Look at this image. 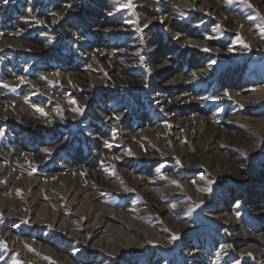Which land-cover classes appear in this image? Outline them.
<instances>
[{
  "label": "rangeland",
  "instance_id": "1",
  "mask_svg": "<svg viewBox=\"0 0 264 264\" xmlns=\"http://www.w3.org/2000/svg\"><path fill=\"white\" fill-rule=\"evenodd\" d=\"M128 2H0V264H68L64 257L73 264H264V146L252 152L257 146L242 139L248 129L235 120L227 137L208 129H220L241 108L264 119L262 97L246 98L243 107L237 98L264 85V0H249L253 7L242 0H131L134 8L117 11ZM225 90L232 99L221 96ZM146 125L154 137L137 139ZM255 131L264 143V123ZM128 165L143 177L157 167L165 177L156 176V185L182 172L192 186L170 192L175 207L149 201L144 181L137 183ZM209 180L212 191H201ZM92 194L90 206L99 212L94 230L86 226L89 207L74 212ZM238 200L242 215L229 231L212 215L236 211ZM141 202L150 208L137 209ZM161 206L173 209L171 219ZM37 209L56 212L53 223ZM62 211L71 233L58 229ZM141 222L165 241L138 229ZM113 224L128 226L144 250L119 244ZM174 232L179 239L169 243ZM249 235L256 247L244 252ZM32 241L41 247L35 250ZM229 242L223 257L220 246Z\"/></svg>",
  "mask_w": 264,
  "mask_h": 264
},
{
  "label": "bare ground",
  "instance_id": "2",
  "mask_svg": "<svg viewBox=\"0 0 264 264\" xmlns=\"http://www.w3.org/2000/svg\"><path fill=\"white\" fill-rule=\"evenodd\" d=\"M185 4V3H184ZM204 5V4H203ZM204 8V6H202V5H200V10L201 9H203ZM169 21V20H168ZM162 59H164V60H166V61H163V62H165V64H167V61L170 59V57L169 56H167V55H163L162 56ZM169 62V61H168ZM176 74H178L177 72H176ZM175 74V75H176ZM234 91V90H233ZM222 95H224V93L223 94H221V96ZM257 95V96H256ZM260 97H262L261 99H263L264 100V85H259V87L257 88V90H255V89H253L252 91H251V94L250 95H247V96H241L240 97V93H239V95L237 96V98L239 99V100H242V104L241 105H245L246 103H244V100H246V98H248L249 99V97L251 98V97H253L255 100L256 99H259V96ZM233 103H234V101H233ZM237 105H234L233 107H236ZM258 113V112H257ZM234 114H236L235 116H233ZM200 119H202V117H199V120ZM189 118H185L184 119V123H185V125L187 124V122H189ZM232 120H235V121H238V122H240V124L239 125H241L244 129H248V130H246L244 133H242V139H243V143H245V142H248V144H250L251 145V147L253 148V146L254 145H256L257 147L256 148H253V149H250L252 152L253 151H260L259 150V146L261 145V146H264V143L263 142H261V141H259V131H255V125H257V126H259V124L261 125V122H263L264 123V119H262V120H260V119H257L256 118V116H252V114L251 113H246V112H244V109L243 108H241V109H239L238 111H230L229 113H228V116L226 117V120L223 122V124H225V125H222V127H220V129H218V130H215V129H212L213 127H211V126H209L208 125V129L211 131V132H216V131H218L217 133L219 134H221L222 136H225V137H227L228 135H231L230 133H232V132H229L230 130L229 129H232L233 127H231L230 126V122L229 121H232ZM233 123L234 122H232V125H233ZM181 124H182V122L181 123H178L177 125L179 126V127H181ZM141 126V125H140ZM237 126V125H236ZM178 127V128H179ZM262 127V126H261ZM140 128V127H139ZM222 128V129H221ZM257 128V127H256ZM227 129V130H226ZM178 132H179V129H178ZM178 132H177V134H178ZM235 133V132H234ZM176 134V135H177ZM145 135H148V137H154L153 136V129H150L149 128V126H148V128H147V125H146V127L145 128H142V129H138V131H137V133H136V135H135V137H137V139H141L142 138V136H145ZM133 135L131 134V132H129L128 134H125V137H126V139L129 141L130 139H131V137H132ZM216 136H219V135H216ZM234 137V136H233ZM222 138V137H221ZM200 139V138H199ZM216 139V138H215ZM199 141V140H198ZM226 141V140H225ZM181 142H182V139H181ZM181 142H180V144H177L176 146L179 148V149H182V147H181ZM245 153V152H244ZM248 153V152H247ZM225 157V156H224ZM136 163L137 162H139V160L138 159H136V160H134ZM235 161V160H234ZM138 164V163H137ZM137 164H133V166H137ZM131 166L132 165H128V166H126V168H128V170H129V173L128 174H133L136 178H135V180H137V183L138 182H141V181H144V187H145V190H147V192H148V197H147V199H149V201H154V202H156V200L159 198L160 199V202H161V204L162 203H164V204H167V203H170L171 205H175V203L174 202H172L171 200H172V198H171V193L170 192H173L174 191V188H178L179 190H181L182 192H185L186 190L183 188V187H187L188 189H190L191 188V184L192 183H190V182H186L185 180H183L184 179V177L185 176H182V175H184L182 172L181 173H179V175L177 176V175H175V174H173V173H171V174H168L169 175V177H171V176H173V177H176L177 178V180L176 181H178V184H176V183H173L172 181H170V179L171 178H168V179H166V180H163L162 181V185H160V184H158V185H156V183L154 182V181H156V176H160V177H162V178H164L165 176L164 175H161V173H159V170H158V168L157 167H154V166H151L150 168H149V171L147 172V174L143 177L142 176V174L144 173V171L143 172H141V171H138L137 172V174L136 173H134L130 168H131ZM217 174V173H216ZM170 181V182H169ZM136 182V181H135ZM163 182H165V183H163ZM199 190V189H198ZM197 190V191H198ZM192 191V190H191ZM193 191H194V189H193ZM168 192V193H167ZM199 195H201V193H199ZM96 195L95 194H92V195H86V196H84L81 200H80V203H79V205L76 207V209H74V212L75 213H81L82 212V210H84L85 208L87 209L88 207H89V209L88 210H86V213H87V211H89L87 214H89V215H86L85 216V218H86V226L90 229V230H94L95 229V227H96V222H97V220L99 219V212H95V210L96 209H93L92 208V206H90L91 204H92V200L94 199L93 197H95ZM77 199V197H74L73 198V200H76ZM97 199H99V198H97ZM198 201L200 200V196H198V198H196ZM184 200V199H183ZM87 201H88V203H87ZM87 203V204H86ZM72 204V203H71ZM97 204H98V206H100L99 205V203H98V201H97ZM132 201H129V202H127V204L125 205L126 206V209L127 210H129L130 208H132ZM182 206L183 205H185V202L183 203V202H181L180 203ZM180 205V206H181ZM137 207V209H143L144 207L145 208H150L149 206H147V205H145V203H140L139 205H137L136 206ZM100 208H101V206H100ZM42 209V208H41ZM41 209H37V211H38V214H40V213H44V215H47L48 217H49V221L50 222H52L53 223V221H54V219H55V216H56V212H54L53 210H49V211H47V212H45V210H44V212H42L41 211ZM101 210V209H100ZM161 210L163 211V212H165L166 213V215H168V217H166V219L167 218H172L171 216L173 215V214H171V211L173 210V209H171V208H169L168 206H166V207H162L161 206ZM185 212V211H184ZM62 213V216L63 217H61L60 219H62L61 220V223H59V226H58V229L59 228H62V227H64L63 229H66V231H68L69 233H71L72 232V228L69 226V225H67V223H68V221L67 220H64V219H69L68 218V216L69 215H67V214H65V212L64 211H62L61 212ZM183 213V212H182ZM234 213H235V210H232L231 212H229V210H222V212H220V213H218V215L216 214V215H212L214 218H217L218 220H220L219 222H221V223H224V221L225 220H227L228 221V223L225 225L226 226V229H228L229 231L230 230H234L233 229V227H234V225L232 226V224H235L236 222H238L239 221V219H236L235 218V215H234ZM84 214H85V212H84ZM126 214V216L128 217V218H130L133 214H137L138 215V211L137 212H135V211H124V215ZM180 214V213H179ZM187 220H189V219H186V221ZM63 222V223H62ZM176 222V221H175ZM111 224V223H110ZM225 224V223H224ZM114 225V224H113ZM175 225V226H174ZM137 226H138V229H141L143 232H145V234H147L148 236H150V237H153V238H155L156 240H162V241H165V238H164V235H162L163 233H161L159 230H157V229H155L153 226H151V225H148V224H146V223H143V222H141L140 224H137ZM172 226H174L176 229H178L179 228V230L181 229V226H180V224H178L177 222L176 223H173V225ZM191 225L189 224V225H185L184 227L185 228H188V227H190ZM192 226H194V225H192ZM191 226V227H192ZM230 226H232V228L230 227ZM109 227H110V229L111 230H115V232H117L118 233V236L116 235V237H117V241H118V243L120 244H124L123 245V247L124 248H130L132 245H136L137 246V249H139V250H144V248L142 247V246H140V244H139V241H140V239L137 237V235H135V233L134 232H132L131 231V229L130 228H128V226H123V227H117L116 225H114V226H112L111 227V225H109ZM113 228V229H112ZM80 233V232H79ZM251 235H249L248 236V238L250 237ZM96 237H100L101 239H104V237L102 236V235H100V233L99 234H97L96 233ZM105 241H107V240H105ZM243 241V240H242ZM251 241V239L249 238V239H245L244 240V245H246L245 246V248H243V251L244 252H248L249 250H251V249H255V247H256V245L255 244H253V243H251L250 242ZM32 243V246L35 248V250H38L40 247H41V245L39 244V243H37V242H35V241H32L31 242ZM246 243V244H245ZM240 245V244H239ZM48 248H50V247H48ZM186 249H188L189 251H190V253H192L191 254V257H194V255L196 254L195 253V249H196V247L194 246L193 248H192V246L191 245H189V247H186ZM224 251L226 252V254L223 256V257H225V256H228V253H229V251L232 249V247H231V244H230V242L229 243H226L225 245H224ZM228 250V251H227ZM24 254V253H23ZM27 254V253H26ZM64 259L67 261V263L68 264H73V261L71 260L72 258H70L69 260L67 259V258H65L64 257Z\"/></svg>",
  "mask_w": 264,
  "mask_h": 264
},
{
  "label": "snow or ice",
  "instance_id": "3",
  "mask_svg": "<svg viewBox=\"0 0 264 264\" xmlns=\"http://www.w3.org/2000/svg\"><path fill=\"white\" fill-rule=\"evenodd\" d=\"M0 2L7 3L8 0H0ZM229 2H231V0H229ZM242 2L245 3V4H247L248 7H253V5H251V3L249 2V0H242ZM67 7L70 8L71 5H68ZM120 8H129V9H132V8H134V5L131 3V0H129L128 3H126V4H121V5L119 6V8L117 9V11H119ZM53 15H57V14L53 13ZM108 15L111 16V15H113V13L110 12V13H108ZM257 15H259V12H257ZM159 19H160V22L163 23V17H160ZM37 23H41V24H42L43 21H37ZM54 23H55V21H54ZM150 23H151V21H149V24H150ZM149 24H145V25H144V28H147V27L149 26ZM141 31H142V29H141ZM261 32H262V34H264V28L261 29ZM179 38H180V35H179V34H177V36L174 37V39H177V40H178ZM213 38H214V37H212V36H208V37H206V39H209V40H211V39H213ZM50 42H51V41H50ZM237 42H238V43H241V44H244V41H243L242 39H239V38H238ZM187 46L200 47V45H193L191 42H188ZM244 46H245V48H248V47H249V45H247V44H245ZM201 50L204 51V52H212V51H213L211 48H209V47H207V46H204ZM228 50H229V51H233L234 49H233L232 47H229ZM143 60H144V58L141 57V62H143ZM214 64H216V60L213 59V60H210V61H209V67H211V66L214 65ZM89 67H91V66L89 65ZM146 70H147L149 73H151V71H152L151 68H147ZM192 76H193V79H196V78H197V77H196V73H193ZM19 80H20L21 83H24V82H25L23 77H19ZM171 83H175V81H172ZM224 96L227 97L228 99H232L231 94H230L227 90L224 91ZM214 99L219 100V99H221V97H215ZM71 103L75 104L76 101L73 100V101H71ZM241 107H243V105H241ZM72 110H73L74 112H78V113H81V114H82L83 111H84V108H83V107H76V108H73ZM161 110H163V109H161ZM37 111H39V112H41V113H44V110H43L42 108H39V107H37ZM44 114L46 115V113H44ZM115 119H116V120H119L120 117H119V116H116ZM169 127H170V126H169ZM3 135H4V130H3V129H0V136H3ZM106 147H111V144H107V143H106ZM44 151L47 152V151H49V150H48V149H45ZM128 155H132V153H131L130 150L128 151ZM116 159H120V157H116ZM179 163H180V161L177 159V164H179ZM113 174L115 175V172H114V171H113ZM202 178H203V177H202ZM172 182L178 184V181H172ZM213 183H214V181L209 180V181H208V187L203 188V189H200V190H201V191H206V192H211V191H212L211 185H212ZM126 190H129V189H126ZM18 194H19V190H18ZM203 204H204V201L201 200L199 203L195 204L193 207H190V208H189V212L193 211L195 208H199V207H201V205H203ZM240 206H241V202H240L239 200L236 201V203H235V208H236L237 210H236L235 213H234L236 219H239V218L241 217V215H242V213L238 210V209L240 208ZM173 207H175V205H173ZM23 222H24V223H27V221H23ZM224 223L227 224L228 221L225 220ZM49 227H51V226H49ZM177 239H179V233H175V232H174V233H172L171 237L169 238V243H172V242H174V241L177 240ZM148 243H153V242H152V241H148ZM220 247H221V249H223V248H224V245H221ZM248 255H251V254L249 253ZM217 258H219V253H217ZM214 264H215V262H214Z\"/></svg>",
  "mask_w": 264,
  "mask_h": 264
}]
</instances>
